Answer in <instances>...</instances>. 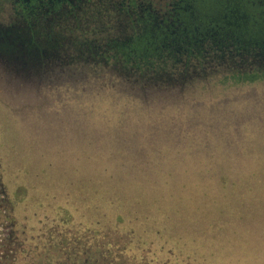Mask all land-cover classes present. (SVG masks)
I'll list each match as a JSON object with an SVG mask.
<instances>
[{
	"label": "rangeland",
	"instance_id": "374dc122",
	"mask_svg": "<svg viewBox=\"0 0 264 264\" xmlns=\"http://www.w3.org/2000/svg\"><path fill=\"white\" fill-rule=\"evenodd\" d=\"M182 60L153 89L68 50L0 63L8 264H264V79Z\"/></svg>",
	"mask_w": 264,
	"mask_h": 264
},
{
	"label": "flooded vegetation",
	"instance_id": "af4514ba",
	"mask_svg": "<svg viewBox=\"0 0 264 264\" xmlns=\"http://www.w3.org/2000/svg\"><path fill=\"white\" fill-rule=\"evenodd\" d=\"M158 1L0 0V55L36 65L68 50L73 62L87 60L95 66L106 63L151 77L161 76L181 59L188 65L192 61L204 65L208 58L225 63L237 57L249 69L241 66L237 71L231 65L227 67L228 73L221 76V83L264 79V71L252 66L258 62L256 57L264 53V11H252L254 0H214L219 8H214L213 0H162V4ZM263 3L264 0L256 5L264 7ZM8 6L13 17L2 20L1 13ZM234 28L235 32L231 30ZM155 31L160 38H155L158 46L152 55L127 46L142 33ZM123 47L129 48V52ZM203 71L199 67V72ZM8 222L0 220V227L5 229ZM5 239L11 241L10 234L1 237L0 242Z\"/></svg>",
	"mask_w": 264,
	"mask_h": 264
},
{
	"label": "trees",
	"instance_id": "16d2710c",
	"mask_svg": "<svg viewBox=\"0 0 264 264\" xmlns=\"http://www.w3.org/2000/svg\"><path fill=\"white\" fill-rule=\"evenodd\" d=\"M260 1H263V0H254V2H255V8H251L252 9V11H264V7H257V5H256V3H258V2H260ZM216 2V1H215ZM214 2V0L211 2V3H215ZM218 3V2H217ZM222 5H223V3H221ZM243 5H245L246 7H249L250 8V6H248L244 1H243V3H242ZM263 5H264V3H263ZM219 8L220 6L219 5H217L216 3L214 4V8ZM211 9V8H210ZM254 9V10H253ZM215 12H218V11H215ZM214 12V13H215ZM252 13H254V12H252ZM144 18H147V16H146V13H144ZM151 19H153V18H151ZM138 22H139V20H138ZM153 23V22H152ZM154 24V23H153ZM154 30H155V28H154ZM232 31H236L235 30V28L234 29H231ZM159 32H157V31H155V34H153V33H149V32H145V33H142L139 37H136V38H134V41H132V42H128V44H127V46H129L131 49L133 48V47H136V48H134V50H136V52H138V53H140V52H143L145 55H152L153 54V49H154V47H156V46H158V42H156L155 41V38L157 37V38H160L159 36ZM167 36H169L168 34H166ZM153 36H154V38H153ZM137 45H136V44ZM166 49H168L167 47H165ZM116 50H118V49H116ZM122 50H124L125 52H129V48H126V47H123L122 48ZM264 56V53L261 55V56H257L256 57V60H258L259 59V61H260V58L261 59H263L262 57ZM224 57H226V56H224ZM227 62H225V63H228V64H225V63H223V64H225L226 65V69L224 70L225 72H227L228 73V71H229V69L228 68H230L231 67V65H235L237 68L238 67H245L246 68V62H244L242 59L240 60V59H237V57H233L232 59H229V60H226ZM234 61V62H233ZM257 62L255 63V64H253L252 66H253V68H257ZM262 64H264V63H262ZM92 65H94L93 63H92ZM100 66V65H99ZM228 67V68H227ZM248 68V67H247ZM246 68V69H247ZM239 69L240 68H238L237 69V71H239ZM249 69V68H248ZM123 71V70H122ZM125 71L127 72V73H125ZM124 71V73L127 75V74H130L131 72H129V71H127V70H125ZM131 74H134V72L133 73H131ZM136 74V73H135ZM147 77H151L152 75L151 74H147L146 75ZM0 190H1V188H0ZM0 206H2L1 208H0V212H2V213H4V210H5V204H4V201H1V203H0ZM4 241V240H3ZM0 242V264H8V262H9V260L11 259V256H12V254H11V251H10V244H11V241L9 240V242H8V239H5V241L4 242ZM3 249H5V250H3Z\"/></svg>",
	"mask_w": 264,
	"mask_h": 264
},
{
	"label": "water",
	"instance_id": "95a60500",
	"mask_svg": "<svg viewBox=\"0 0 264 264\" xmlns=\"http://www.w3.org/2000/svg\"><path fill=\"white\" fill-rule=\"evenodd\" d=\"M261 56V55H260ZM263 59L259 62V59L257 60V68L259 71H264V56L262 57ZM256 61V60H254ZM263 61V62H262ZM0 63L3 64L8 70L11 71V74L16 75V77H22L24 78L26 75L29 73L32 74L33 71H36L35 66L33 64H27L19 60L18 58L15 57H9V56H4L0 55ZM164 79L170 80L168 77H164ZM160 78L157 77H151L148 78L147 76H140L135 80L136 83H141L143 87L145 86L147 89H153V87L157 86L156 81H159Z\"/></svg>",
	"mask_w": 264,
	"mask_h": 264
}]
</instances>
